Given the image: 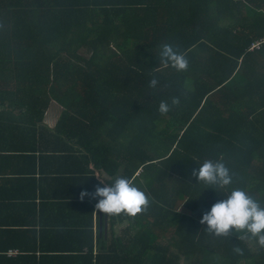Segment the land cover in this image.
Masks as SVG:
<instances>
[{"label": "trees", "instance_id": "trees-1", "mask_svg": "<svg viewBox=\"0 0 264 264\" xmlns=\"http://www.w3.org/2000/svg\"><path fill=\"white\" fill-rule=\"evenodd\" d=\"M164 42L187 53V72L160 63ZM172 96L180 106L160 115ZM0 143L13 144L0 160L28 164L42 144L48 159L81 153L102 175L87 192L122 176L153 200L134 218L97 212L94 231L99 198L87 196L85 215L51 233L62 246L44 251L34 195L4 183L0 264H264V250L235 233L206 234L199 221L225 192L192 176L222 158L233 187L264 202V0H0ZM80 240V252L66 246Z\"/></svg>", "mask_w": 264, "mask_h": 264}, {"label": "clouds", "instance_id": "clouds-1", "mask_svg": "<svg viewBox=\"0 0 264 264\" xmlns=\"http://www.w3.org/2000/svg\"><path fill=\"white\" fill-rule=\"evenodd\" d=\"M159 47L158 56L164 67H170L176 72L188 71L189 59L186 52L171 42H164ZM158 83V78L150 74L148 87L155 89ZM180 104L179 96L161 99L157 112L162 116L167 115ZM192 176L204 187L225 192L224 198L214 203L199 221L202 225L206 224V234L227 240L235 233L241 242H252L257 251L264 250V202L243 188L233 187L235 173L224 160L206 158L193 170ZM100 183L104 186H97L91 193L82 191L79 196L81 200L85 196L93 200L99 198L95 204L96 212L134 218L146 212L153 202L152 197L131 178L115 177L110 183L100 179ZM232 250L237 256L245 254L241 246H232Z\"/></svg>", "mask_w": 264, "mask_h": 264}, {"label": "crops", "instance_id": "crops-1", "mask_svg": "<svg viewBox=\"0 0 264 264\" xmlns=\"http://www.w3.org/2000/svg\"><path fill=\"white\" fill-rule=\"evenodd\" d=\"M57 113L55 106L46 111L44 123H46L47 127L52 128L54 126L58 118ZM12 146L13 144L0 143V149ZM40 148L43 153H36L34 163L30 162L28 164L20 159L0 160V187L4 183H7L6 188L14 191L15 195L24 197L28 193L34 195V208H36L37 217H42L43 223L37 228V231H39L38 244L42 242L41 246L46 248L44 251L50 250V248L58 250V247H61L62 244H59L54 239L53 234L61 228V224L74 222L76 221V217L79 219V217L85 215L81 212L86 209L87 196L81 200L79 198L80 193L82 191L87 192V185L93 181L89 180L90 177L100 178L102 175L100 176L101 173L99 171L93 170L94 164L91 161L85 160V155L81 158V153H79V157L77 156L78 159L75 158L76 160H71V158L53 160L51 157L48 159L53 154L51 149H44L43 144ZM74 153L77 154L76 152ZM22 167L27 171L31 170V176H18L19 170H22ZM40 168H43L44 171L42 172ZM89 171L92 174H87ZM88 181L89 184H87ZM92 218L93 230L95 231L96 228H99L100 231H103L101 224H99L96 209L93 212ZM123 227L124 225L118 224L114 230L120 233V229ZM71 228L76 227L72 226ZM79 228L82 227L80 226ZM40 232H43L41 233L43 236L40 235ZM52 232L54 233L51 234ZM85 245L86 242L80 240L77 243L70 242V245L66 246L80 252V247H84ZM37 248L39 249L38 245ZM8 256L14 255L8 253Z\"/></svg>", "mask_w": 264, "mask_h": 264}, {"label": "built area", "instance_id": "built-area-1", "mask_svg": "<svg viewBox=\"0 0 264 264\" xmlns=\"http://www.w3.org/2000/svg\"><path fill=\"white\" fill-rule=\"evenodd\" d=\"M14 253H15V252H12V251L10 252V251H9V254H10V255H13Z\"/></svg>", "mask_w": 264, "mask_h": 264}, {"label": "rangeland", "instance_id": "rangeland-1", "mask_svg": "<svg viewBox=\"0 0 264 264\" xmlns=\"http://www.w3.org/2000/svg\"><path fill=\"white\" fill-rule=\"evenodd\" d=\"M56 116V115H55Z\"/></svg>", "mask_w": 264, "mask_h": 264}]
</instances>
